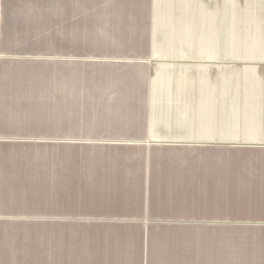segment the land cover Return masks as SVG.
Segmentation results:
<instances>
[{"label": "rangeland", "instance_id": "obj_1", "mask_svg": "<svg viewBox=\"0 0 264 264\" xmlns=\"http://www.w3.org/2000/svg\"><path fill=\"white\" fill-rule=\"evenodd\" d=\"M0 4V27L31 35L0 54V264H264V145L156 143L109 109L94 119L84 55H54L50 38L85 13ZM18 70L48 79L44 95L12 82ZM27 103L38 116L3 112Z\"/></svg>", "mask_w": 264, "mask_h": 264}, {"label": "crops", "instance_id": "obj_2", "mask_svg": "<svg viewBox=\"0 0 264 264\" xmlns=\"http://www.w3.org/2000/svg\"><path fill=\"white\" fill-rule=\"evenodd\" d=\"M73 1L86 21L50 38L54 55H84L94 119L107 117L102 112L109 109L114 114L108 117L133 120L143 140L156 143L211 138L219 149L264 145V0ZM13 29L0 27V54L13 40L31 38ZM61 40L69 43L64 50L57 47ZM27 72L15 71L10 80L26 78L29 96L45 93L48 79ZM27 104L3 112L38 116L37 105Z\"/></svg>", "mask_w": 264, "mask_h": 264}]
</instances>
